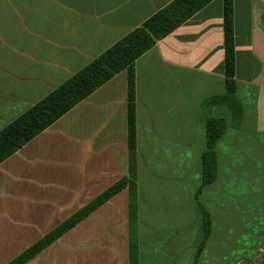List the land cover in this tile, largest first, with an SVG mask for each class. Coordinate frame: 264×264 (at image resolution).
<instances>
[{
    "label": "crops",
    "instance_id": "crops-1",
    "mask_svg": "<svg viewBox=\"0 0 264 264\" xmlns=\"http://www.w3.org/2000/svg\"><path fill=\"white\" fill-rule=\"evenodd\" d=\"M171 1L0 0V130ZM232 31L239 108L224 97L223 0L133 62L137 264L264 251V0H232ZM127 89L124 68L0 162V264L129 176ZM210 118L225 130L201 185ZM128 208L125 186L23 264H130Z\"/></svg>",
    "mask_w": 264,
    "mask_h": 264
},
{
    "label": "trees",
    "instance_id": "trees-1",
    "mask_svg": "<svg viewBox=\"0 0 264 264\" xmlns=\"http://www.w3.org/2000/svg\"><path fill=\"white\" fill-rule=\"evenodd\" d=\"M208 1L172 0L147 18L141 26L131 29L113 45L0 130L1 162L34 135L64 114L78 101L107 81L114 73L124 68L127 69L129 176H124L115 182L7 264H23L60 234L72 227L78 220L125 186H128L129 190L130 264H137L136 185L133 181L136 160L133 62L139 55L148 50L157 39L168 34ZM223 28L226 73V95L224 97L228 100V103L230 101L236 102L235 106L239 108L235 96L236 85L233 80L232 0H223ZM224 130L225 121L222 118H210L205 123L206 148L201 155V185L211 182L216 176L214 148L216 140L222 135ZM202 214L203 239H205L209 233L210 221L205 210H203ZM259 264H264V252L262 253V260Z\"/></svg>",
    "mask_w": 264,
    "mask_h": 264
},
{
    "label": "rangeland",
    "instance_id": "rangeland-1",
    "mask_svg": "<svg viewBox=\"0 0 264 264\" xmlns=\"http://www.w3.org/2000/svg\"><path fill=\"white\" fill-rule=\"evenodd\" d=\"M263 239V238H262ZM262 239H260V243L262 242ZM264 251H261L260 254H259V257H257L256 259L254 260H250V261H243L241 264H259L260 261L262 260V253ZM251 262V263H250Z\"/></svg>",
    "mask_w": 264,
    "mask_h": 264
}]
</instances>
